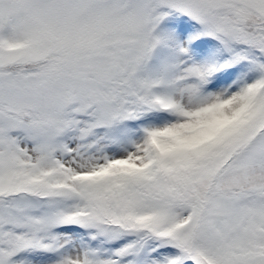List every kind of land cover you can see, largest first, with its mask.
Instances as JSON below:
<instances>
[{"label": "snow or ice", "instance_id": "snow-or-ice-1", "mask_svg": "<svg viewBox=\"0 0 264 264\" xmlns=\"http://www.w3.org/2000/svg\"><path fill=\"white\" fill-rule=\"evenodd\" d=\"M0 264H264V0H0Z\"/></svg>", "mask_w": 264, "mask_h": 264}]
</instances>
